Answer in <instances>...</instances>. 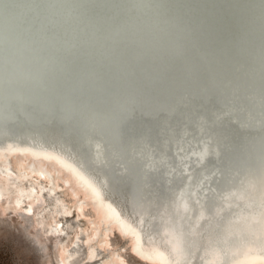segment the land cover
<instances>
[{
	"label": "bare ground",
	"instance_id": "bare-ground-1",
	"mask_svg": "<svg viewBox=\"0 0 264 264\" xmlns=\"http://www.w3.org/2000/svg\"><path fill=\"white\" fill-rule=\"evenodd\" d=\"M170 61L146 99L84 73L66 106L61 62L0 65V205L38 215L58 264H130L114 231L149 264H264L263 61Z\"/></svg>",
	"mask_w": 264,
	"mask_h": 264
},
{
	"label": "water",
	"instance_id": "water-1",
	"mask_svg": "<svg viewBox=\"0 0 264 264\" xmlns=\"http://www.w3.org/2000/svg\"><path fill=\"white\" fill-rule=\"evenodd\" d=\"M189 53L221 77L229 64L251 76L256 61L264 66V0H0V65L61 62L64 106L84 73L146 99L175 67L170 60Z\"/></svg>",
	"mask_w": 264,
	"mask_h": 264
},
{
	"label": "rangeland",
	"instance_id": "rangeland-1",
	"mask_svg": "<svg viewBox=\"0 0 264 264\" xmlns=\"http://www.w3.org/2000/svg\"><path fill=\"white\" fill-rule=\"evenodd\" d=\"M67 198L70 201L73 197L67 196ZM2 207L3 205L1 204L0 264H58L60 259L58 238L54 236L47 237L44 228L37 223L38 215L34 214V212L30 214L28 212L23 213L25 212L23 210L7 213ZM86 212L94 214V210L90 205L86 207ZM74 213L65 217L64 222L67 219L75 225L85 222L84 216L74 215ZM66 228L67 233H73V227L67 225ZM66 232L63 233L64 236L67 235ZM69 238L66 240H69ZM110 240L111 246L122 252L130 264H149L134 255L128 238L118 231L113 232ZM82 244L84 245V243ZM99 249L102 252L101 256L108 252L104 247Z\"/></svg>",
	"mask_w": 264,
	"mask_h": 264
}]
</instances>
